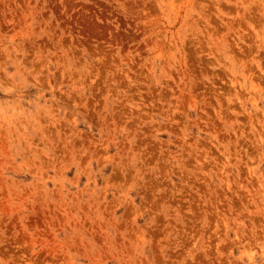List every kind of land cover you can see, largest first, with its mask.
Masks as SVG:
<instances>
[{
  "label": "rangeland",
  "instance_id": "374dc122",
  "mask_svg": "<svg viewBox=\"0 0 264 264\" xmlns=\"http://www.w3.org/2000/svg\"><path fill=\"white\" fill-rule=\"evenodd\" d=\"M0 264H264V0H0Z\"/></svg>",
  "mask_w": 264,
  "mask_h": 264
}]
</instances>
